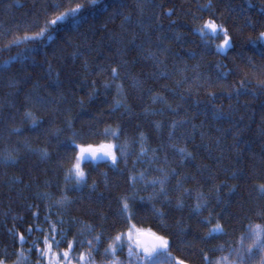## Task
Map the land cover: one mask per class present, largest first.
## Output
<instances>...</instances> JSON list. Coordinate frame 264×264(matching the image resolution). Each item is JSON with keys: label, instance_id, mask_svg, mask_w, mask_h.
Here are the masks:
<instances>
[{"label": "trees", "instance_id": "trees-1", "mask_svg": "<svg viewBox=\"0 0 264 264\" xmlns=\"http://www.w3.org/2000/svg\"><path fill=\"white\" fill-rule=\"evenodd\" d=\"M76 4H87L79 24L69 19L43 39L24 40ZM210 19L228 30L227 49L219 47L222 34L197 31ZM261 32L264 0H0V259L16 264L17 255L8 254L23 252L21 264H80V255L91 252L93 264H112L104 250L138 227L171 241L170 264H203L202 254L232 264L249 225H264ZM105 129L119 133L102 135ZM74 135L76 145L111 141L118 157L116 166L84 161L86 184L76 188L69 175L78 152L70 150ZM187 153L195 158L184 159ZM173 169L166 184L171 203L152 201L165 213L164 230L148 200L159 192L151 181ZM125 197H136L138 214L129 224L120 215ZM205 202L199 216L192 211ZM217 222L223 233L205 239ZM53 225L64 233L55 236L58 246ZM96 235L97 251L78 245ZM46 236L52 247L42 256ZM69 242L76 243L65 260ZM123 244L120 264L130 249Z\"/></svg>", "mask_w": 264, "mask_h": 264}, {"label": "snow or ice", "instance_id": "snow-or-ice-1", "mask_svg": "<svg viewBox=\"0 0 264 264\" xmlns=\"http://www.w3.org/2000/svg\"><path fill=\"white\" fill-rule=\"evenodd\" d=\"M97 3V0H91V4L95 5ZM87 6V4H76L75 8H70L68 9L66 12H62L60 13V15L56 16L54 19H52L51 21L47 22L45 24V26L43 28H41V30L32 37H25L24 40L28 41H38L40 39H43L45 37V34L47 32H49L50 29L54 30L55 26L58 23H63L68 21L69 19L74 20L75 23L79 24L80 20L78 18V14L80 13V11L85 8ZM56 7H59V5H57ZM207 9H211L213 7V5L211 4V2L207 5L204 6ZM197 31L200 32H205V31H211L213 33L216 34H222L224 39H223V44L220 45L219 47L222 49H227L228 47H230V37L228 35V30L226 28H224L222 25H218L215 20H208L206 23H204L203 25H201ZM48 39L51 40L53 39V36L48 35ZM261 42H264V32L260 33V37H259ZM17 44L20 43V41H16ZM28 57H25L24 59H27ZM8 67V62L6 61L5 64L3 65V69L2 70H6ZM111 74H112V78L113 80L118 79L119 78V72L117 71L116 68H112L111 69ZM111 85L106 84L105 87H110ZM119 87V86H118ZM239 94V93H237ZM117 103L119 104V101H117ZM115 110V109H114ZM29 118H30V113L26 114ZM214 117L217 119L222 118V114L219 112H214L213 113ZM35 121H33V124L35 125ZM179 123V122H177ZM177 125L173 124V128H175ZM69 127H71V124H69ZM14 131H19L14 130ZM119 133V129L117 130H110V129H105L104 132L102 133V135H112L113 137H117ZM75 135L71 138H69V143H71L74 147L70 150L72 151H77L78 150V155L75 157L76 159V163L74 165V173L73 170H70L69 175H73L75 179L72 181L73 184V188L78 187L81 184H86V179H85V174L84 172L81 170V162L87 158H89V156L93 159H95L97 157V153L98 152H102L103 156L110 160L113 166H116L118 164V157L116 155V152L113 150L116 148V145L114 144H106V145H101L99 149H94L91 146L88 147H84L82 145H76L75 144ZM141 152L146 154V150L144 148H141ZM180 152L182 154L185 153L184 149H180ZM184 159H194L195 157L192 156L191 153H187L186 155H184L183 157ZM6 159H14L12 157H8ZM163 172V170H160ZM169 175H176L175 169L172 170L171 173H164L162 178H157L156 180L151 181V185L153 187V189L156 188L157 185H159V192L154 193V195L152 197H149L148 202L152 203V201H154L157 197H163V200L167 203H171L169 196H168V191L166 188V184L168 183V177ZM141 179H143L144 174L141 173L140 174ZM194 178V177H193ZM232 178H236V173L232 174ZM133 181L136 180L135 177L131 178ZM69 180H68V176L65 177V183L66 186L68 184ZM225 186L227 187V184H225ZM183 187V183L179 182L176 185L177 190L181 189ZM235 189V186L233 185L229 191H233ZM260 189V194H261V198L264 199V184L259 186ZM70 190L67 187L65 188V193ZM221 189L217 186L215 188L216 192H219ZM48 194H44V197H47ZM140 201H143L144 198L140 197L139 198ZM199 200V197H198ZM218 203L220 202L219 200L217 201ZM58 204L61 205V207L66 206L67 204V200H66V196L62 201H58ZM136 204V197H125L122 202H121V210H120V215L123 218V222L125 224H129L131 220H133L135 218V216L138 214L137 211H133V207ZM207 206V202H205V204H200L197 203L196 207L192 210L193 212H195L198 216L200 215V211L201 208L206 207ZM184 207V202L183 200H178L176 203V208L182 209ZM151 212L153 213V215H155L157 218L160 219L161 221V227L164 230L166 229V225H164L163 221L165 219V213L160 210L157 209L155 207V204L152 203V207H151ZM262 216H264V210H262L261 213ZM45 219H48V217H45ZM219 219V216H218ZM58 224H60L61 226H63L66 221H64L63 219L57 221ZM89 229H91V226H87ZM28 231H33V229H28ZM52 233L54 234L51 239L54 243L57 244V246L62 242V240H55V236L59 235L63 238L64 233L60 232L57 230L56 226L53 225L52 229H51ZM184 229H181V232H184ZM214 233H223V227L222 225H220L219 222L216 223V227L209 230V232L207 233V236L205 237V239H207V237H212ZM149 234L151 236V240L152 243L150 245H145L143 247V258L144 260L148 261L149 264H152V257L153 254L157 253V252H163L164 254H167L170 258H171V241L169 239H167L165 236L162 235H157L156 233H151L149 231ZM15 235V234H14ZM124 235L123 233L117 235L116 237H114V242L112 244H109V246L104 250V254L105 256H112L113 260H112V264H120V262L116 259V255L118 252H122L123 251V241H124ZM128 239L129 241L131 240V230H129L128 232ZM139 235H144V233H140ZM247 236L249 239L252 240V247H249L247 249H245V254L248 255V259L251 260L253 258V256L255 255V253H253V248H256L258 253L260 254H264V238H262V236H264V225H255L252 226L251 224L248 227L247 230ZM19 240L21 243L24 242L25 237L23 235H19ZM102 237L100 235H96L93 237V239L90 240H81L78 242L79 246H83L85 243L88 245V247L92 250V251H97L99 243L101 242ZM74 243L76 242H69L67 244V248L68 251H65L63 253V257L65 260H70V252L74 250ZM44 244L46 246V248L40 252V255L42 256H46L47 253L51 250L52 244L50 243V237H45L44 239ZM137 245H140V241L139 239L137 240ZM39 251V250H38ZM131 251L132 249H129V253L131 255ZM239 254V253H238ZM250 254V255H249ZM8 255H17V262L16 264H21V258L23 257V252L20 253H11ZM202 262L203 264H220L219 261L217 262H213L211 260H209V258L207 257V255H203L202 254ZM79 262L80 264H93L92 261V257H91V252H89L87 254V256H85V254H81L79 257ZM0 264H6V260L5 259H0ZM172 264H185V261L182 259H172ZM260 264H264V255H261L260 258Z\"/></svg>", "mask_w": 264, "mask_h": 264}, {"label": "rangeland", "instance_id": "rangeland-1", "mask_svg": "<svg viewBox=\"0 0 264 264\" xmlns=\"http://www.w3.org/2000/svg\"><path fill=\"white\" fill-rule=\"evenodd\" d=\"M106 144H113V142L107 141V142H103L101 144H97L94 146H92V145H89V146H91L94 149H99L101 145H106ZM82 146L88 147L85 145H82ZM78 154L79 153L77 152V155ZM86 160L99 161V160H108V159H106L103 156L102 152H98L97 157L95 159H93L89 156V158H87L81 162V165ZM108 161H110V160H108ZM73 173H74V169H73ZM73 176H74V174H73ZM141 229H143V230H141ZM129 230H131V240L130 241H129L128 235H127ZM129 230H128V232L125 233L124 240H126V243L132 249V251H131V255H130L129 251L127 252L126 259H125L123 264H149V262L144 260V258H143V247L145 245H150L152 243L151 236L149 234V229H145V228L138 229V227H137V229L130 228ZM145 230H147V231H145ZM140 233H144V235H139ZM262 238H264V236H262ZM138 239L140 241L139 246L137 245ZM249 247H252V240L248 238L247 231H246V233L243 235V237L240 241L239 251L232 258V264H260L261 255H264V254L258 253L257 249L253 248V253H255V255L253 256V258L251 260H249L248 255L245 254V249H247ZM152 264H170V262L167 260L165 254L163 252H157V253L153 254Z\"/></svg>", "mask_w": 264, "mask_h": 264}, {"label": "water", "instance_id": "water-1", "mask_svg": "<svg viewBox=\"0 0 264 264\" xmlns=\"http://www.w3.org/2000/svg\"><path fill=\"white\" fill-rule=\"evenodd\" d=\"M185 264H189V263L185 262Z\"/></svg>", "mask_w": 264, "mask_h": 264}]
</instances>
